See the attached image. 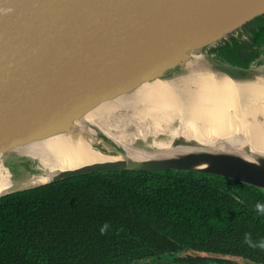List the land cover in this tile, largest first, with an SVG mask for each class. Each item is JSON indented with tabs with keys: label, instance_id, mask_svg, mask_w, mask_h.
Masks as SVG:
<instances>
[{
	"label": "water",
	"instance_id": "obj_1",
	"mask_svg": "<svg viewBox=\"0 0 264 264\" xmlns=\"http://www.w3.org/2000/svg\"><path fill=\"white\" fill-rule=\"evenodd\" d=\"M263 14L264 0H0V153L47 140L52 129L82 121L155 83L180 93L188 105L205 82L264 88L262 62L241 67L205 53ZM249 115L262 135L264 110ZM162 138L169 150L159 153L158 147L141 144L137 155L105 137L104 144L89 148L109 159L15 172L0 198L109 171L199 173L264 189V149L242 134L225 141Z\"/></svg>",
	"mask_w": 264,
	"mask_h": 264
},
{
	"label": "trees",
	"instance_id": "obj_2",
	"mask_svg": "<svg viewBox=\"0 0 264 264\" xmlns=\"http://www.w3.org/2000/svg\"><path fill=\"white\" fill-rule=\"evenodd\" d=\"M249 42L214 49L221 61L251 67L264 46V14ZM264 189L213 175L109 171L70 177L0 198V264H229L196 251L264 264L249 233L264 240Z\"/></svg>",
	"mask_w": 264,
	"mask_h": 264
},
{
	"label": "bare ground",
	"instance_id": "obj_3",
	"mask_svg": "<svg viewBox=\"0 0 264 264\" xmlns=\"http://www.w3.org/2000/svg\"><path fill=\"white\" fill-rule=\"evenodd\" d=\"M194 93L189 99L192 105H188L180 99V93L162 83L144 86L132 98L109 102L102 110L86 114L82 121H69L67 127L52 129L46 134L47 140L0 153V191L10 185V177L15 172H50L109 159L89 148L104 144L105 137L137 155H142L143 150L138 146L141 144H152L158 147L159 153L169 150L171 146L162 135L225 141L231 134L239 133L257 148L264 149V133L257 135L249 115L253 109L264 110V88L205 82ZM185 97L189 98V94ZM200 105L212 112L204 113ZM128 106L133 107V112H122Z\"/></svg>",
	"mask_w": 264,
	"mask_h": 264
},
{
	"label": "rangeland",
	"instance_id": "obj_4",
	"mask_svg": "<svg viewBox=\"0 0 264 264\" xmlns=\"http://www.w3.org/2000/svg\"><path fill=\"white\" fill-rule=\"evenodd\" d=\"M257 24L258 23L256 22V20L253 22H250L248 24H244L242 27L237 28L236 30L232 31L231 33H228L225 36V38H223L221 41H218L215 44V46H217L219 44L221 45V44H223V42L230 41L232 38L235 39L236 41H238L239 43H244V42L250 43V39H251L250 28L256 27ZM211 48H213V47H211ZM211 48L206 50L205 53L210 55V56L217 57L216 53L214 51L210 50ZM261 64H264V57H263ZM261 64L259 63L257 65H261ZM193 94H195V93L193 92ZM200 108L204 113H209L210 111L212 112V110L209 109L207 106L200 105ZM188 255H192V252L191 251H182L179 253L168 254V255H166V257H169L170 259H172V258H178V257H186ZM224 258L226 259V261L229 262V264H243V261L238 259V258H227V257H224ZM148 261H149L148 259L143 260V261H134L132 264H147ZM209 264H211V263H209Z\"/></svg>",
	"mask_w": 264,
	"mask_h": 264
},
{
	"label": "clouds",
	"instance_id": "obj_5",
	"mask_svg": "<svg viewBox=\"0 0 264 264\" xmlns=\"http://www.w3.org/2000/svg\"><path fill=\"white\" fill-rule=\"evenodd\" d=\"M254 207L256 213L264 215V203L257 202ZM243 241L249 248L264 250V240L254 241L249 233L244 234Z\"/></svg>",
	"mask_w": 264,
	"mask_h": 264
},
{
	"label": "flooded vegetation",
	"instance_id": "obj_6",
	"mask_svg": "<svg viewBox=\"0 0 264 264\" xmlns=\"http://www.w3.org/2000/svg\"><path fill=\"white\" fill-rule=\"evenodd\" d=\"M264 57V46L262 48V50L260 51V56L258 58V61ZM193 255H198V256H201V257H204L205 259H208L209 261H216L218 259H223V260H226L224 257H227V258H238L240 260L243 261V264H245L246 262L248 263H252V264H258L256 262H250V261H247L246 259H243V258H239V257H232V256H221V255H216V254H211V253H204V252H196V251H191Z\"/></svg>",
	"mask_w": 264,
	"mask_h": 264
},
{
	"label": "built area",
	"instance_id": "obj_7",
	"mask_svg": "<svg viewBox=\"0 0 264 264\" xmlns=\"http://www.w3.org/2000/svg\"><path fill=\"white\" fill-rule=\"evenodd\" d=\"M224 38H225V37H224ZM222 39H223V38H222ZM222 39H221V40H222ZM232 39H233V38H232ZM221 40H220V41H221ZM230 41H231V40H230ZM230 41H227V42H230ZM223 43H224V42H223ZM215 44H216V43H215ZM215 44H214L213 46H211V47H213V48L210 47V48H211V49H210L211 51H214V49L220 45V44H219V45L215 46ZM214 46H215V47H214ZM208 49H209V48H208ZM208 49H207V50H208ZM214 52L216 53V51H214Z\"/></svg>",
	"mask_w": 264,
	"mask_h": 264
}]
</instances>
